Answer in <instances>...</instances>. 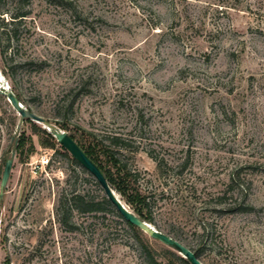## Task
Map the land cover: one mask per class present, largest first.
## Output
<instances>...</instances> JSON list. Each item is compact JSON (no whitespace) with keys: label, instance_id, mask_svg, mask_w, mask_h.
Wrapping results in <instances>:
<instances>
[{"label":"rangeland","instance_id":"rangeland-1","mask_svg":"<svg viewBox=\"0 0 264 264\" xmlns=\"http://www.w3.org/2000/svg\"><path fill=\"white\" fill-rule=\"evenodd\" d=\"M24 7L28 17L4 29L20 103L92 151L113 183L119 165L135 173L118 191L109 186L136 216L122 193L151 198L155 224L145 222L158 231L173 224L186 245L193 226L211 224L221 255L205 251L202 264H264V0ZM6 9L4 23L14 5ZM6 73L0 59L2 91L12 88ZM18 123L0 95V176L13 157L0 264H145L142 245L165 262L166 246L138 238L114 212H80L105 195L97 181L47 127Z\"/></svg>","mask_w":264,"mask_h":264},{"label":"trees","instance_id":"trees-1","mask_svg":"<svg viewBox=\"0 0 264 264\" xmlns=\"http://www.w3.org/2000/svg\"><path fill=\"white\" fill-rule=\"evenodd\" d=\"M13 4L14 5V12L9 15V20L6 23H4L3 20L0 19V59L3 63V66L5 69H7V77L12 83V88L11 91L16 95L18 100L20 101V95L16 92L15 86L13 85V79H14V74H15V69L16 66L12 64V58L11 55L8 53L9 47H10V42L12 40L11 36H9L6 31L4 30L5 27L8 24H13L16 25L17 23H20L24 19L28 17L29 12L26 10V6L30 3V0H0V16L3 14H8V9H6L8 4ZM25 8V9H24ZM15 35V33H13ZM1 95V94H0ZM122 139L120 137H111L110 138V143L113 144V146L117 145L119 149L124 150L126 148V144L122 143ZM20 146V142H18L17 147ZM85 155L99 168L101 173L104 175L106 181L108 184L113 186L117 191L119 185L126 184L129 179H134L136 178L135 173H131L130 171H126V166L125 165H119V167H116V170L118 172H122L121 174H118L119 180L115 184L113 183L114 180L110 178L109 172L105 171L100 163L101 161L97 158L96 155L92 153L88 148H80ZM107 154L112 158H114L113 162H118L119 160V153L118 151H113L110 147L106 148ZM73 162H76L74 159H72ZM5 163V161H4ZM132 179V180H133ZM96 186L99 188L100 185L96 182ZM100 190L101 187H100ZM127 202L130 203H136L139 206V212L137 214V217H139L143 221H147L151 224L154 223V219L151 216V210L153 208V201H151V198H148L147 196H140L138 192L131 193L129 195H126V193H122ZM79 200L82 202V199L79 198ZM225 199L220 198L219 203H223ZM103 209L110 210L114 212L120 219L123 220V218L119 215V213L116 211V209L113 207V205L110 203V201L106 198L105 195L102 196L101 201L99 202H94L93 200H87L85 199V202H82V207L78 209L80 212L89 214L92 212H97L101 211ZM239 210H246V209H239ZM143 216H142V215ZM123 222H125L123 220ZM125 224L137 235L139 238L142 235H146L133 225L125 222ZM166 235L169 236L171 235V238L180 242L182 244L184 232L179 229L178 227L176 228L175 225H169L165 228ZM191 235L192 239L191 241L184 245L186 248H188L191 252L194 253L195 257L200 261L201 256L204 254L205 251H208L209 254L215 255V256H220L221 255V250L218 249L216 246V236L215 233L212 229L211 224H204L202 227L198 226H193L191 228ZM170 237V236H169ZM142 252L144 254L145 258V264H189L185 259H183L181 256H179L177 253L170 249H166L164 251V260L165 262L159 261L155 253L146 245H142Z\"/></svg>","mask_w":264,"mask_h":264},{"label":"water","instance_id":"water-1","mask_svg":"<svg viewBox=\"0 0 264 264\" xmlns=\"http://www.w3.org/2000/svg\"><path fill=\"white\" fill-rule=\"evenodd\" d=\"M0 94L6 98V101L18 114L19 123L17 128L20 127L24 120H29L43 127H47V129H44L43 127L42 128L46 130L56 140V142L71 155L72 159L79 163L87 172H89L94 177V179L103 190L106 198L110 201V203L113 205V207L125 222L133 225L134 227L148 235L151 239L158 241L168 249L174 251L183 259H185L189 264H202L195 257L194 253L186 248L183 244L172 239L161 231H158L152 225L141 220L139 217L133 214L113 192L99 168L85 155V153L72 140L71 137H69L65 132L56 129L51 124L47 123L43 118L25 108L20 103L16 95L11 91V89L7 87V85L5 91L0 90ZM12 161L13 157L11 156L5 161L2 169V173L0 176V203L3 198L4 189L9 179Z\"/></svg>","mask_w":264,"mask_h":264},{"label":"bare ground","instance_id":"bare-ground-1","mask_svg":"<svg viewBox=\"0 0 264 264\" xmlns=\"http://www.w3.org/2000/svg\"><path fill=\"white\" fill-rule=\"evenodd\" d=\"M1 90V89H0ZM2 91V90H1Z\"/></svg>","mask_w":264,"mask_h":264}]
</instances>
